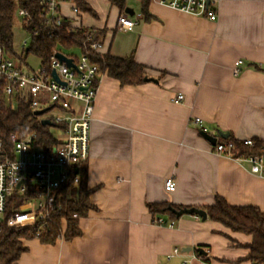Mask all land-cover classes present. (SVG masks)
I'll return each instance as SVG.
<instances>
[{
  "label": "crops",
  "instance_id": "0c3cea01",
  "mask_svg": "<svg viewBox=\"0 0 264 264\" xmlns=\"http://www.w3.org/2000/svg\"><path fill=\"white\" fill-rule=\"evenodd\" d=\"M86 3L94 13L81 12L76 26L103 31V54L132 56L157 82L122 86L100 74L83 166L93 208L79 221L82 234L55 244L26 241L18 264H182V255L200 248L206 264H252L251 236L209 218L154 216L148 205L205 210L222 198L264 212V176L214 153L208 139L222 132L237 141H264V0H221L217 21L155 0L154 18L145 21L141 1L127 0L133 31L119 28L124 14L109 0ZM63 13L75 21L69 6ZM238 60L244 67L235 76ZM179 94L184 102H173ZM169 178L177 186L171 193ZM159 219L175 226H159ZM176 248L182 255L168 259Z\"/></svg>",
  "mask_w": 264,
  "mask_h": 264
},
{
  "label": "built area",
  "instance_id": "2783aa9c",
  "mask_svg": "<svg viewBox=\"0 0 264 264\" xmlns=\"http://www.w3.org/2000/svg\"><path fill=\"white\" fill-rule=\"evenodd\" d=\"M158 4L182 13L218 20V9L221 0H155ZM40 5V17L47 26L61 27L65 20L69 22V33L77 29L80 10L74 0H37ZM69 6L75 21L66 19L63 9ZM16 15L22 19L23 27H29L33 18L26 10H17ZM136 22L124 14L119 18L118 26L123 31H133ZM30 41L39 31L30 30ZM54 38V33H48ZM89 51L102 54L104 43L95 39L94 33L84 35ZM30 42L25 41L19 57L24 58L25 50ZM79 56L65 54L54 49L49 66H40L39 70L25 72L24 61L17 63L15 57L0 46V82L4 84V94L9 101L21 100L30 104L33 114L48 110L53 112L39 120L52 122L58 135L53 134L57 143L44 146L37 143L36 134L22 138L18 134L9 137L8 146L0 138V233L4 223L9 227L37 226V238H41L52 214L59 209L57 201L60 190L68 185H78L81 180L82 168L90 157L91 124L98 95L100 71L89 54L80 48ZM64 55L71 60L72 67L61 61L57 56ZM25 59V58H24ZM244 61L238 60L233 67V74L239 76ZM53 72L58 79L54 78ZM185 96L179 94L173 99L175 103H183ZM37 117V116H36ZM44 117V118H43ZM202 125L200 118L193 120ZM245 146L254 147V139L243 140ZM214 153L240 163L251 165L253 174L264 176V156L242 157L237 151L234 140L218 138L213 146ZM174 178L166 180L167 192L176 190ZM15 195L25 197L21 209L6 217L8 204ZM159 226L173 228L174 222L166 224L164 219L157 221ZM182 255L179 248L167 257L171 259ZM182 264H206L198 253L182 255Z\"/></svg>",
  "mask_w": 264,
  "mask_h": 264
},
{
  "label": "trees",
  "instance_id": "16d2710c",
  "mask_svg": "<svg viewBox=\"0 0 264 264\" xmlns=\"http://www.w3.org/2000/svg\"><path fill=\"white\" fill-rule=\"evenodd\" d=\"M80 12L93 14V10L86 0H74ZM127 0H109L116 6L121 14H125ZM142 15L145 21L154 17L150 14L152 0H140ZM40 5L37 0H0V46L4 47L12 56L20 58L14 50V19L17 10H26L33 18L32 24L24 28L26 31L38 30L29 44L25 55L33 54L41 62V66H49L54 49L67 51L80 48L89 54L92 61L97 64L100 74L107 73L109 77L119 81L122 86H138L143 84L148 77L146 68L137 64L133 57L118 58L110 54H95L89 51L84 35L93 32L95 39H102L103 31L88 28L77 29L69 33V22L64 21L61 27L47 26L40 17ZM54 33V38H49L48 33ZM18 134L26 138L36 134L37 143L44 146H53L57 143L50 126H43L38 117L33 114L30 104L21 100L9 101L4 94V84L0 82V138L6 146L9 137ZM229 140H234L231 136ZM237 151L242 157L264 156V141L255 140L254 147L245 146L243 141H237ZM91 191L87 187V173L82 168L81 180L78 185H68L60 190L57 209L50 217L41 238H37V226L9 227L4 223L0 233V264H18L21 256L28 252L24 242L40 240L43 244H55L59 239L72 240L82 233L78 227L79 221L88 216L92 205L90 204ZM26 198L15 195L10 199L6 217L21 209ZM150 212L156 215H167L171 220L176 216L170 208L176 210L181 207L168 203L149 204ZM209 220L217 222L230 229L232 232L249 235L252 243L249 245L248 260L252 264H264V212L256 207H233L224 199L217 198L215 205L206 208ZM168 224V223H166ZM204 261L209 257L197 252Z\"/></svg>",
  "mask_w": 264,
  "mask_h": 264
},
{
  "label": "rangeland",
  "instance_id": "374dc122",
  "mask_svg": "<svg viewBox=\"0 0 264 264\" xmlns=\"http://www.w3.org/2000/svg\"><path fill=\"white\" fill-rule=\"evenodd\" d=\"M13 41H14V50L18 56H20L19 54L22 51L23 43L25 41H27L28 43L30 42V35H29L28 31H26L24 29L22 19L19 18L17 15L15 16V19H14V38H13ZM64 53L66 55L75 53L76 55L79 56V53L77 50H67V51H64ZM24 58H26L24 61L25 66H22V68L25 72L30 73L33 70L34 71L39 70V68L41 66V62L38 58L35 57V55H33V54L25 55ZM15 61L17 63L22 62L20 58H16V57H15ZM51 114H53V112H48L47 114H45L44 117H48ZM52 132H53V134L58 135V132L55 128L52 129Z\"/></svg>",
  "mask_w": 264,
  "mask_h": 264
},
{
  "label": "water",
  "instance_id": "95a60500",
  "mask_svg": "<svg viewBox=\"0 0 264 264\" xmlns=\"http://www.w3.org/2000/svg\"><path fill=\"white\" fill-rule=\"evenodd\" d=\"M131 11V12H130ZM126 13L127 14H130L131 16H134L133 12L131 9L127 8L126 9ZM61 61L63 62H66L67 65L69 67H72V62L71 60L67 59L64 55L62 54H58L57 56ZM53 76L54 78L58 79L57 75L55 72H53ZM145 82H157V80L153 79V78H145L144 80ZM48 110H42V111H38V112H35L34 115L37 116V117H40L42 115H44ZM42 125L43 126H53L52 122L49 121V120H43L42 121ZM220 136L224 139H228L229 138V134H224L222 132H220ZM208 139L213 143L215 144L216 143V139H213V138H209ZM170 211L176 216L177 219L181 218L182 216H196L198 218H201L203 221H206L208 219V214L206 211L204 210H200V209H197V208H183V209H180V210H176L174 208H170ZM192 251V249H188L186 252L190 253ZM197 252H199L200 254H204L206 255L207 253L203 250V249H198Z\"/></svg>",
  "mask_w": 264,
  "mask_h": 264
}]
</instances>
